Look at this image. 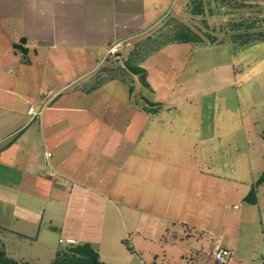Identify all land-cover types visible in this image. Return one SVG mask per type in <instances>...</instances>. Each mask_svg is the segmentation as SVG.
Instances as JSON below:
<instances>
[{"label": "rangeland", "instance_id": "1", "mask_svg": "<svg viewBox=\"0 0 264 264\" xmlns=\"http://www.w3.org/2000/svg\"><path fill=\"white\" fill-rule=\"evenodd\" d=\"M193 1L171 0L130 54L110 57L108 76L122 77L101 75L97 89L47 113L73 127L74 144L57 151L62 171L55 151L43 154L45 164L54 157L44 174L69 187L58 196L67 206L43 196L36 242L2 238L10 257L50 264L71 243H91L106 264H208L220 245L241 253L231 264H264V0H195L203 13ZM179 32L201 42H167ZM70 164L90 177L71 179ZM14 205L0 196V224Z\"/></svg>", "mask_w": 264, "mask_h": 264}, {"label": "crops", "instance_id": "2", "mask_svg": "<svg viewBox=\"0 0 264 264\" xmlns=\"http://www.w3.org/2000/svg\"><path fill=\"white\" fill-rule=\"evenodd\" d=\"M170 7L171 0H0V196L15 202L13 217L5 215L0 224L1 240L11 235L36 242L34 236L45 219L40 222L38 203L44 202L43 196L56 207L67 206L58 196L68 194L69 187L44 174V167L54 159L50 156L45 164L44 155H49L47 149L55 151L61 167H51L62 171L68 160L64 151H57L74 144L68 141L73 127L55 123L47 113L57 110L62 101L69 105L70 98L97 89L101 75L107 80L122 77L108 76L116 64L109 57L112 47H121L122 57L130 54L165 20ZM25 99L32 102L28 109ZM33 106L43 109L35 119L29 113ZM61 131L65 135L59 136ZM70 170V178L90 177L85 167L80 171L70 164ZM81 180L75 182L82 188L101 191ZM262 230L264 236L263 225ZM226 248L234 252L229 264L237 262L241 253ZM261 255L264 263V244Z\"/></svg>", "mask_w": 264, "mask_h": 264}, {"label": "trees", "instance_id": "3", "mask_svg": "<svg viewBox=\"0 0 264 264\" xmlns=\"http://www.w3.org/2000/svg\"><path fill=\"white\" fill-rule=\"evenodd\" d=\"M198 12L203 13L204 9L202 4H198L197 1H193ZM200 13V14H201ZM167 42H201L200 39L186 32L177 33L172 39ZM130 71L136 75H140L143 78L145 86L149 87V84L145 79V71L140 67H133L128 64ZM264 182V175L261 177L259 183ZM0 264H29L28 262L17 261L8 256L5 245L0 239ZM51 264H106L101 260L99 252L94 248L91 243L84 244H71L66 249H61L56 253V256Z\"/></svg>", "mask_w": 264, "mask_h": 264}, {"label": "built area", "instance_id": "4", "mask_svg": "<svg viewBox=\"0 0 264 264\" xmlns=\"http://www.w3.org/2000/svg\"><path fill=\"white\" fill-rule=\"evenodd\" d=\"M121 47H112L110 50V55L113 61L120 60V52ZM29 113L32 115V118L35 119L38 116H41L43 113V109L37 111L36 108L33 106L29 109ZM234 257V252L226 247H222L220 245L215 246L214 249L210 253V262L208 264H229L231 259Z\"/></svg>", "mask_w": 264, "mask_h": 264}]
</instances>
